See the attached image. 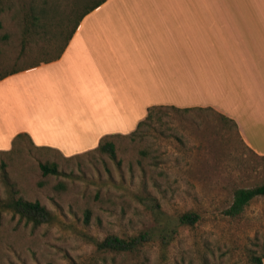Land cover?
Here are the masks:
<instances>
[{"label":"rangeland","instance_id":"1","mask_svg":"<svg viewBox=\"0 0 264 264\" xmlns=\"http://www.w3.org/2000/svg\"><path fill=\"white\" fill-rule=\"evenodd\" d=\"M95 1L2 0L0 77L53 59ZM160 116L134 138L116 137L115 160L65 157L28 138L1 155L0 200L38 201L56 219L33 226L0 210V264H246L250 253L264 264V196L235 217L225 213L236 189L264 182V157L249 151L236 125L212 109ZM41 162H56L60 174L43 176ZM142 196L154 197L169 215L195 211L200 220L180 227L166 248L153 241L132 253L96 251L92 240L152 226Z\"/></svg>","mask_w":264,"mask_h":264},{"label":"crops","instance_id":"2","mask_svg":"<svg viewBox=\"0 0 264 264\" xmlns=\"http://www.w3.org/2000/svg\"><path fill=\"white\" fill-rule=\"evenodd\" d=\"M153 106L212 109L264 157V0L104 1L59 58L0 78V152H89Z\"/></svg>","mask_w":264,"mask_h":264},{"label":"trees","instance_id":"3","mask_svg":"<svg viewBox=\"0 0 264 264\" xmlns=\"http://www.w3.org/2000/svg\"><path fill=\"white\" fill-rule=\"evenodd\" d=\"M106 0H96L91 5L87 6L82 13L79 15L76 20L71 32L66 38V41L61 48L60 52L53 58L48 61L55 60L59 58L64 47L75 30L79 20L88 12L92 11L98 7L101 3ZM1 2L0 0V13H1ZM2 27L0 19V29ZM35 66V65H33ZM16 71V70H15ZM11 71L8 74L15 73ZM4 74L2 77L8 75ZM0 77V78H2ZM203 108H177L174 106H153L148 108L147 113L143 120L139 121L136 129L129 135L130 138H134L136 135L142 134L144 129H149L152 125V122H160L161 114L164 113V110H173V111H182L187 112L190 110H198ZM221 117L225 118L221 115ZM226 119V118H225ZM120 135H107L103 136L96 148L92 151L85 152L72 156L71 158H76L81 155L87 154H100L106 155L112 160L116 159V147L114 139ZM27 139V135L24 133L17 134L11 143V149L7 152H0L1 155H6L13 151L17 144L20 143L23 139ZM29 139V138H28ZM39 150H51L49 148L41 147L37 148ZM4 166V164H1ZM39 170L43 176L47 175H59L60 171L56 162H41L38 165ZM258 196H264V182L253 188H240L236 189L233 193V200L230 207L225 211L226 215L230 217H235L239 215L244 208L249 204V202ZM141 203L149 211L153 224L148 228H144L137 233L131 236H118L116 234H107L101 240H92L96 251L98 252H111V253H132L138 251L144 245L156 241L159 242V245L162 248H166L169 243L174 239L175 235L178 233L180 227H189L192 228L200 220V215L195 211H187L183 213H178L176 215H169L164 212L158 201L152 196H142L139 198ZM0 210L10 211L14 215H18L20 219L25 220L27 223H31L33 226H38L44 223H52L56 218L55 216L40 202L38 201H29L20 197L10 196L5 200H0ZM88 215H86V221ZM263 257L250 253L247 257L246 264H263ZM67 264H88L85 262H75L70 261Z\"/></svg>","mask_w":264,"mask_h":264}]
</instances>
